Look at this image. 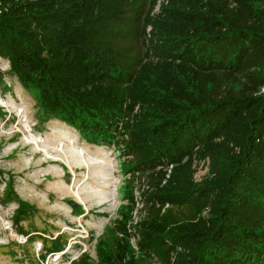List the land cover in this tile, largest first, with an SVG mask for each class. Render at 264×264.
Masks as SVG:
<instances>
[{"label": "trees", "instance_id": "1", "mask_svg": "<svg viewBox=\"0 0 264 264\" xmlns=\"http://www.w3.org/2000/svg\"><path fill=\"white\" fill-rule=\"evenodd\" d=\"M1 1L9 73L91 142L120 139L129 170L147 175L137 252L161 264H264V0H148L145 11L144 0ZM131 6L142 60L117 46ZM119 212L96 264H136L128 205Z\"/></svg>", "mask_w": 264, "mask_h": 264}, {"label": "rangeland", "instance_id": "2", "mask_svg": "<svg viewBox=\"0 0 264 264\" xmlns=\"http://www.w3.org/2000/svg\"><path fill=\"white\" fill-rule=\"evenodd\" d=\"M147 7L144 0L140 9ZM133 15L131 6L115 28L122 36L117 46L142 60L141 21L135 22ZM134 30L135 36L130 34ZM8 67L0 57V264H96L97 242L111 236L125 204L129 218L124 236L135 263L161 264L141 256L135 246L132 226L143 214L142 191L149 180L145 173L129 170L133 163L123 142H91L39 107L33 92L22 88ZM73 148L84 151L87 169L76 164ZM205 174V166L198 165L195 178ZM17 208L25 214L15 220ZM57 235L61 249L51 251Z\"/></svg>", "mask_w": 264, "mask_h": 264}, {"label": "bare ground", "instance_id": "3", "mask_svg": "<svg viewBox=\"0 0 264 264\" xmlns=\"http://www.w3.org/2000/svg\"><path fill=\"white\" fill-rule=\"evenodd\" d=\"M18 114H20L21 112H20V110L17 112ZM27 143H29V142H31V140H27L26 141ZM72 142V141H71ZM70 143V142H69ZM71 144V143H70ZM63 147V146H62ZM72 148V147H71ZM45 149V148H44ZM54 149V148H53ZM62 150V152H64L65 153V155L63 156L64 157V159H63V161L65 162V161H67L68 160V157H67V155H66V152L63 150V149H61ZM46 154H48V151L47 150H43ZM71 155L76 159V164L77 165H80V166H83L84 168H88V166H89V161L87 160V158L85 157V153H84V151L83 150H81L80 148H76V149H72L71 151ZM52 158H55V159H58V157L57 156H53ZM71 163V162H70ZM70 163H69V165H70ZM73 163V162H72ZM91 165V164H90ZM108 188V187H107ZM104 189H106V188H104ZM109 189V188H108Z\"/></svg>", "mask_w": 264, "mask_h": 264}, {"label": "built area", "instance_id": "4", "mask_svg": "<svg viewBox=\"0 0 264 264\" xmlns=\"http://www.w3.org/2000/svg\"><path fill=\"white\" fill-rule=\"evenodd\" d=\"M2 8H3V4H2V1L0 0V11L2 10Z\"/></svg>", "mask_w": 264, "mask_h": 264}]
</instances>
